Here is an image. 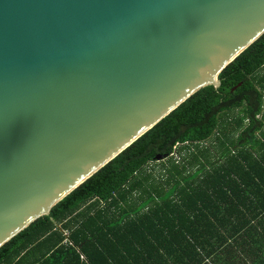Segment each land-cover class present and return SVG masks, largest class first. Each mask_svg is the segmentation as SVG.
Listing matches in <instances>:
<instances>
[{
  "label": "water",
  "instance_id": "95a60500",
  "mask_svg": "<svg viewBox=\"0 0 264 264\" xmlns=\"http://www.w3.org/2000/svg\"><path fill=\"white\" fill-rule=\"evenodd\" d=\"M263 35L264 0H0V248Z\"/></svg>",
  "mask_w": 264,
  "mask_h": 264
},
{
  "label": "trees",
  "instance_id": "16d2710c",
  "mask_svg": "<svg viewBox=\"0 0 264 264\" xmlns=\"http://www.w3.org/2000/svg\"><path fill=\"white\" fill-rule=\"evenodd\" d=\"M219 81L0 248V264H264V35Z\"/></svg>",
  "mask_w": 264,
  "mask_h": 264
},
{
  "label": "built area",
  "instance_id": "2783aa9c",
  "mask_svg": "<svg viewBox=\"0 0 264 264\" xmlns=\"http://www.w3.org/2000/svg\"><path fill=\"white\" fill-rule=\"evenodd\" d=\"M69 232L68 231H64V236H65V240L63 242V244H65L66 246L72 247L74 248L78 254H80L81 260L84 262H88L86 256L81 252L80 248L77 247L76 245H74L70 240H69Z\"/></svg>",
  "mask_w": 264,
  "mask_h": 264
},
{
  "label": "rangeland",
  "instance_id": "374dc122",
  "mask_svg": "<svg viewBox=\"0 0 264 264\" xmlns=\"http://www.w3.org/2000/svg\"><path fill=\"white\" fill-rule=\"evenodd\" d=\"M179 158L178 156H176V159ZM161 164H153V167L152 169H155V170H158L159 167H160Z\"/></svg>",
  "mask_w": 264,
  "mask_h": 264
}]
</instances>
